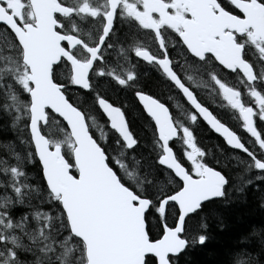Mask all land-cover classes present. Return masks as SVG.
<instances>
[{
  "label": "snow or ice",
  "instance_id": "snow-or-ice-1",
  "mask_svg": "<svg viewBox=\"0 0 264 264\" xmlns=\"http://www.w3.org/2000/svg\"><path fill=\"white\" fill-rule=\"evenodd\" d=\"M0 120V264H180L264 209V0H0Z\"/></svg>",
  "mask_w": 264,
  "mask_h": 264
},
{
  "label": "trees",
  "instance_id": "trees-1",
  "mask_svg": "<svg viewBox=\"0 0 264 264\" xmlns=\"http://www.w3.org/2000/svg\"><path fill=\"white\" fill-rule=\"evenodd\" d=\"M129 104H132L131 100H129ZM130 111H134V109H130ZM0 123H3V121L0 120ZM202 127V132L209 134L204 138L207 143H202L203 146L211 148L213 155L222 159L217 152L216 145L225 148L227 154L226 146L223 145L217 135L208 133L205 126L202 125ZM199 130L200 128L197 129V131ZM4 138H11V133L0 132V139ZM254 184L264 189V182L255 181ZM258 196L259 192L254 190V186H249L246 199L237 201L227 208L220 209L223 218V228L218 226L215 218H210L208 221L210 239L204 246H196L186 252L181 257L180 264H223L227 254L238 248H246L255 254L259 249L257 239H252L250 242H242L241 237L247 235L253 226L260 227L264 225V209L259 207ZM260 259L264 260V256H261Z\"/></svg>",
  "mask_w": 264,
  "mask_h": 264
},
{
  "label": "flooded vegetation",
  "instance_id": "flooded-vegetation-1",
  "mask_svg": "<svg viewBox=\"0 0 264 264\" xmlns=\"http://www.w3.org/2000/svg\"><path fill=\"white\" fill-rule=\"evenodd\" d=\"M144 72H146V73H148L149 75H152V70L150 69V68H148V67H144L143 69H142ZM200 128V130L199 131H197V136H198V138H199V140H201V142L202 143H207V141L204 139L205 137H207L208 135H207V132L205 133V132H202V129H203V127L202 126H200L199 127ZM205 128L208 130V133H212V132H210L209 131V129L205 126ZM204 128V129H205ZM214 134V133H213ZM221 140V139H220ZM222 142V141H221ZM217 155V154H216Z\"/></svg>",
  "mask_w": 264,
  "mask_h": 264
}]
</instances>
